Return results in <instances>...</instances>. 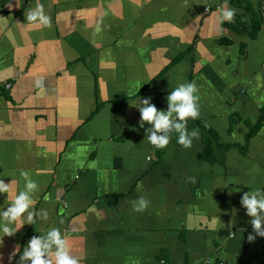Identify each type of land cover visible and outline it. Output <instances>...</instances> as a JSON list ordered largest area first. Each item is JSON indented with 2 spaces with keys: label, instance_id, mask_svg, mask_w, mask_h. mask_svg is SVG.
I'll list each match as a JSON object with an SVG mask.
<instances>
[{
  "label": "crops",
  "instance_id": "0c3cea01",
  "mask_svg": "<svg viewBox=\"0 0 264 264\" xmlns=\"http://www.w3.org/2000/svg\"><path fill=\"white\" fill-rule=\"evenodd\" d=\"M37 2L50 25L27 23ZM184 81L199 88V138L154 153L132 105L167 111ZM22 170L48 219L0 235V264L50 226L81 264H264L241 204L264 188L260 0H0V178L13 181L0 205Z\"/></svg>",
  "mask_w": 264,
  "mask_h": 264
},
{
  "label": "clouds",
  "instance_id": "9594fccd",
  "mask_svg": "<svg viewBox=\"0 0 264 264\" xmlns=\"http://www.w3.org/2000/svg\"><path fill=\"white\" fill-rule=\"evenodd\" d=\"M220 20L232 22L236 9L221 8ZM26 21L32 26H48L51 17L44 11V4L37 2L35 7L29 8L26 13ZM199 88L195 81L179 82L169 91L166 99L167 111L158 110L155 104L150 103L149 98H139L135 102L140 112V127H145L147 135L145 139L157 148H165L175 135L176 142L185 148L191 147L193 138H199V129H188L189 118L196 119L200 115L198 94ZM23 188L16 191L7 206L0 205V235L12 236L19 231L24 224H35L40 220L48 219L46 209L37 211L32 206L36 203V193L39 185L28 170H22ZM13 181L6 183L0 178V194L13 192ZM240 191V189L235 190ZM8 198V196H7ZM132 210L145 211L150 200L141 195L132 200ZM241 204L246 208L247 215L252 217L251 225L254 233L248 234V239L254 240L256 235L264 236V188L257 187L254 190L243 192ZM15 251H19L17 246ZM82 258L73 253L68 238L61 228L50 226L41 234L33 235L24 246L19 256V264H81Z\"/></svg>",
  "mask_w": 264,
  "mask_h": 264
},
{
  "label": "built area",
  "instance_id": "2783aa9c",
  "mask_svg": "<svg viewBox=\"0 0 264 264\" xmlns=\"http://www.w3.org/2000/svg\"><path fill=\"white\" fill-rule=\"evenodd\" d=\"M260 13H261V16L264 19V0H260ZM10 87H11L10 83H6L3 86V88H6V89H9ZM152 148H153L154 153H156L158 151V149H159V148L155 147L154 145H152ZM149 160H150V158H149Z\"/></svg>",
  "mask_w": 264,
  "mask_h": 264
},
{
  "label": "trees",
  "instance_id": "16d2710c",
  "mask_svg": "<svg viewBox=\"0 0 264 264\" xmlns=\"http://www.w3.org/2000/svg\"><path fill=\"white\" fill-rule=\"evenodd\" d=\"M189 125H191V126H195V127H197V125H199V123H196V124H194V123H189ZM200 127H202L201 125H199ZM202 129H204L203 127H202ZM205 130H203V132H204ZM206 133H209V131H205ZM207 141H208V138H207ZM161 150V148H159L158 149V151H160Z\"/></svg>",
  "mask_w": 264,
  "mask_h": 264
}]
</instances>
